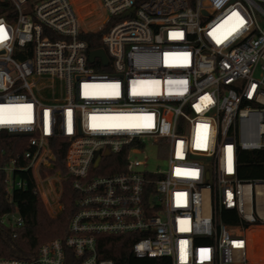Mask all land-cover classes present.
Segmentation results:
<instances>
[{
  "label": "built area",
  "instance_id": "obj_1",
  "mask_svg": "<svg viewBox=\"0 0 264 264\" xmlns=\"http://www.w3.org/2000/svg\"><path fill=\"white\" fill-rule=\"evenodd\" d=\"M6 2L0 120L11 122L0 132L28 137L27 165L0 166L7 191L26 188L14 176L22 170L52 216L65 181L77 198L67 235L0 264H116L99 237L123 234L135 235L136 259L264 264L248 237L264 226V178L238 174L241 150H264V0ZM98 31L106 64L91 61L83 38ZM62 141L66 172L50 173ZM147 151L164 165L148 169ZM114 155L121 161L105 160ZM2 222L19 228L23 218Z\"/></svg>",
  "mask_w": 264,
  "mask_h": 264
},
{
  "label": "trees",
  "instance_id": "obj_2",
  "mask_svg": "<svg viewBox=\"0 0 264 264\" xmlns=\"http://www.w3.org/2000/svg\"><path fill=\"white\" fill-rule=\"evenodd\" d=\"M6 5L7 2L0 3V15L5 12ZM102 32L83 35L90 49L103 47L100 39ZM27 139L28 137L23 135L0 132V166L7 165L13 157L18 158V166H26L28 162L24 160L23 154L27 150ZM66 147L63 141L59 144L54 143L53 150L57 165L55 169L50 170V173H54L59 167H62V172H66L64 166ZM239 157L238 174L242 179L264 178V150H241ZM105 160L121 161V157L108 156ZM118 169L117 167L105 172L112 173ZM14 176L25 180L27 186L25 189L15 188L9 193L7 174L0 170V257L30 260L37 255L41 244L51 238L67 235L69 222L74 215L77 195L71 188V181H65L62 194L64 207L61 214L54 217L48 212L42 197L35 193L36 182L31 172L17 170ZM12 211H17L23 218V225L19 228L10 227L2 222V218ZM225 214L226 212H224V219ZM225 221L230 224L237 223L236 218L225 219ZM248 237L251 243L250 258L253 262H264V226L250 228ZM134 240L135 235L133 234L99 237V242H103V256L112 258L116 264H171L170 260L165 257L136 259L131 251V244Z\"/></svg>",
  "mask_w": 264,
  "mask_h": 264
},
{
  "label": "rangeland",
  "instance_id": "obj_3",
  "mask_svg": "<svg viewBox=\"0 0 264 264\" xmlns=\"http://www.w3.org/2000/svg\"><path fill=\"white\" fill-rule=\"evenodd\" d=\"M91 11H93L95 8H94V5L93 6H91ZM86 11L87 10H82L81 11V13L82 14H85L86 13ZM94 19H95V16H93V17H89V18H86V22L87 23H89L91 26H93L94 25ZM146 155V157H147V159L150 157V161H149V166H148V169L150 168V169H154V168H156L157 167V165L158 164H160V165H164V161H163V159H165L164 157V155H163V157H161L162 158V161H160V162H157L155 159H153L152 157H151V155H150V151L148 152H146L145 153ZM146 157H144V155H137L136 156V158H138V159H141V160H145L146 159ZM46 206L48 205L49 206V209H50V211H51V209H52V207H51V205H50V203L48 202V200H47V203L45 204Z\"/></svg>",
  "mask_w": 264,
  "mask_h": 264
},
{
  "label": "water",
  "instance_id": "obj_4",
  "mask_svg": "<svg viewBox=\"0 0 264 264\" xmlns=\"http://www.w3.org/2000/svg\"><path fill=\"white\" fill-rule=\"evenodd\" d=\"M90 56H91V61H94V58L97 57V56H99V57L102 58L103 63L106 64L108 62V57L106 56V54H105V52H104L103 49H94V51H92L90 53Z\"/></svg>",
  "mask_w": 264,
  "mask_h": 264
},
{
  "label": "snow or ice",
  "instance_id": "obj_5",
  "mask_svg": "<svg viewBox=\"0 0 264 264\" xmlns=\"http://www.w3.org/2000/svg\"><path fill=\"white\" fill-rule=\"evenodd\" d=\"M234 30V29H233ZM115 87V86H114ZM0 122H11V121H2V120H0ZM95 126V125H94ZM120 126H124V127H135V126H137V125H120ZM145 126H148V125H145Z\"/></svg>",
  "mask_w": 264,
  "mask_h": 264
}]
</instances>
